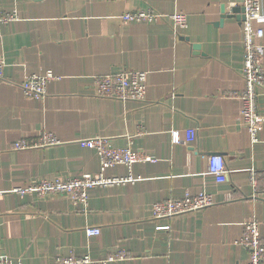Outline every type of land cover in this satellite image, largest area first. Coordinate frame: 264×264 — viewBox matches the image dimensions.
Here are the masks:
<instances>
[{
	"label": "crops",
	"instance_id": "0c3cea01",
	"mask_svg": "<svg viewBox=\"0 0 264 264\" xmlns=\"http://www.w3.org/2000/svg\"><path fill=\"white\" fill-rule=\"evenodd\" d=\"M241 3L0 0V15L17 17L0 24L6 64V83H0V258L54 264L71 255L103 260L121 253L125 259L112 264H247L248 252L236 244L246 223L258 224L264 244V122L259 142L252 144L232 98L242 90V14L234 12ZM148 8L185 14L187 28L176 34L168 20H120ZM259 45L264 48V37ZM46 71L59 78L48 84L46 98L25 100L20 84ZM123 71L145 72L142 102L95 96L96 77ZM257 95L264 117V91L257 89ZM188 130H194L188 141L173 144L172 132L184 139ZM45 132L61 144L14 150L19 140L35 141ZM96 137L155 162L134 164L133 184L91 190L84 206L15 192L45 178L98 174L95 150L77 142ZM213 155L224 160L225 182L207 173ZM250 170L260 177L256 196ZM126 174L122 166L106 172ZM186 193L210 195L214 205L170 220L151 219L153 204ZM86 228L99 229V236L88 238Z\"/></svg>",
	"mask_w": 264,
	"mask_h": 264
},
{
	"label": "built area",
	"instance_id": "2783aa9c",
	"mask_svg": "<svg viewBox=\"0 0 264 264\" xmlns=\"http://www.w3.org/2000/svg\"><path fill=\"white\" fill-rule=\"evenodd\" d=\"M262 0H242L241 7L244 10L242 28L243 67H242V90L232 98L239 102V118L250 138L252 144L259 142V134L262 130L264 117L258 112L257 89L264 91V48L259 42L264 37V13ZM17 19L11 14L0 15V24H6ZM124 23H156L160 20H168L174 32L187 28L185 14L175 12L171 15H163L148 8L135 12L125 13L120 16ZM174 33V34H175ZM5 61L0 56V83H6L3 77ZM51 71L40 75L28 76L19 86L23 98L27 101L44 100L47 96V86L50 82L58 80ZM94 94L98 98L117 100L121 102H142L146 95L145 72L123 71L105 77H96L93 83ZM194 130H188L181 138L178 132H172L173 144L188 141ZM79 144L95 150L99 159V172L96 175H83L80 178L60 179L45 178L27 186L17 189L20 195H30L38 198L60 196L70 200L73 204L86 205L88 194L93 189L112 188L133 184L138 178L132 174V167L139 162H155L150 156L136 153L131 148H112L108 138L96 137L77 141ZM61 141L51 133L45 132L37 140L27 141L21 139L13 146L16 151L30 150L34 148H46L57 146ZM122 166L126 168L127 174L123 177L107 176L108 169ZM207 173L213 176L218 183L225 182L228 171L224 160L219 155L208 156ZM260 177L252 170L249 171V181L254 196L258 189ZM214 205L212 196L198 194L191 196L186 193L182 199L167 200L155 203L150 209L151 219L155 222L170 220L175 217L193 214L206 210ZM166 230L168 227H159ZM100 230L97 228H86L88 238L97 237ZM236 244L248 252L247 264H264V244L261 242L258 224L249 222L244 225L243 234ZM125 259L124 254H111L103 260H93L89 255L83 257L69 256L57 258L54 264H112ZM0 264H14L4 258H0ZM20 264V263H18Z\"/></svg>",
	"mask_w": 264,
	"mask_h": 264
},
{
	"label": "water",
	"instance_id": "95a60500",
	"mask_svg": "<svg viewBox=\"0 0 264 264\" xmlns=\"http://www.w3.org/2000/svg\"><path fill=\"white\" fill-rule=\"evenodd\" d=\"M223 10H224V8H222V13H224ZM234 12H236V13L240 12L242 14V16H241V22H242L244 20V16H243L244 15V10H243V8L235 9ZM193 50L197 51V50H199V47L198 46H193Z\"/></svg>",
	"mask_w": 264,
	"mask_h": 264
}]
</instances>
